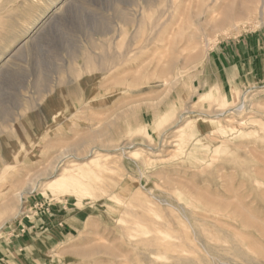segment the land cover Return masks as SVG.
I'll return each mask as SVG.
<instances>
[{
  "label": "rangeland",
  "instance_id": "1",
  "mask_svg": "<svg viewBox=\"0 0 264 264\" xmlns=\"http://www.w3.org/2000/svg\"><path fill=\"white\" fill-rule=\"evenodd\" d=\"M0 173V264H264V0H0Z\"/></svg>",
  "mask_w": 264,
  "mask_h": 264
},
{
  "label": "bare ground",
  "instance_id": "2",
  "mask_svg": "<svg viewBox=\"0 0 264 264\" xmlns=\"http://www.w3.org/2000/svg\"><path fill=\"white\" fill-rule=\"evenodd\" d=\"M251 3H252V2H251ZM230 12H231V11H230ZM242 12H243V11H242ZM242 12H241V13H242ZM245 12H247V11H245ZM248 13H249V12H248ZM248 13H246V14H248ZM251 13H252V12H251ZM226 14H227V13H226ZM249 15H250V14H249ZM197 17H198V16H197ZM244 17H245V16H244ZM246 17H247V15H246ZM248 17H251V16H248ZM226 18H227V17H225V20L222 18V20H224V21L229 20V19H226ZM231 18H233V17L231 16ZM231 18H230V20L234 23V22H235V21H233L234 18H233V19H231ZM241 18H242V17H241ZM241 18L239 19V16H238V18L236 17L237 20L239 19L238 21H241L242 19H243V20H244V19H245V20L247 19V18H242V19H241ZM243 20H242V21H243ZM247 20H248V19H247ZM249 20H250V18H249ZM219 21H220V22H219ZM219 21H218V22L223 26L224 24L221 22V19H220ZM231 21H230V22H231ZM242 21H241V22H242ZM252 21H253V19H252ZM218 22H217V25H220V24H218ZM258 22H259V21H258ZM261 22H262V21H261ZM224 23H225V22H224ZM236 23H238V22L236 21ZM229 24H230V23H229V21H228V24H227L226 26H229ZM262 24H263V23H262ZM233 25H234V24L230 25V27H233ZM224 26H225V25H224ZM235 26H236V24H235ZM218 27H220V26H218ZM117 64H118V63H117ZM185 114H187V110H186V111H185V110L182 111V112H181V115H180L179 118H182ZM221 116H222V115H219L218 117H221ZM208 117H211V116H208ZM216 117H217V116H212L211 118L214 119V118H216ZM204 120H205V119H204ZM211 121H212V120H211ZM109 153L112 154V152H109ZM3 173H5V172H3ZM3 173H0V176H1ZM64 178H66V177H65L63 174H60V175H58L57 180H62V179H64ZM57 180H56V181H57ZM52 183H53V182H52ZM54 183H55V182H54ZM55 185L58 186L59 184H55ZM58 187H59V186H58ZM21 202H22V201H21ZM20 204H21V203H20ZM20 207L23 208V206H21V205H20ZM18 212H21V211H18Z\"/></svg>",
  "mask_w": 264,
  "mask_h": 264
}]
</instances>
